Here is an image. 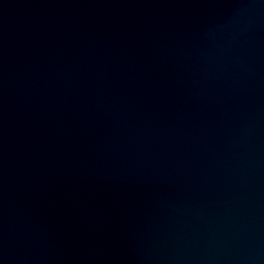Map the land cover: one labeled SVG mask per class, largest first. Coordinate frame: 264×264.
<instances>
[{
  "label": "water",
  "instance_id": "95a60500",
  "mask_svg": "<svg viewBox=\"0 0 264 264\" xmlns=\"http://www.w3.org/2000/svg\"><path fill=\"white\" fill-rule=\"evenodd\" d=\"M0 264H264V0H0Z\"/></svg>",
  "mask_w": 264,
  "mask_h": 264
}]
</instances>
